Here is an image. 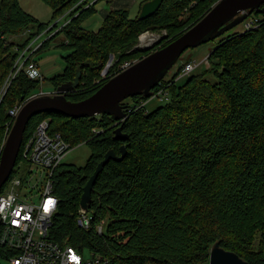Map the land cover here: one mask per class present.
<instances>
[{"label":"trees","instance_id":"16d2710c","mask_svg":"<svg viewBox=\"0 0 264 264\" xmlns=\"http://www.w3.org/2000/svg\"><path fill=\"white\" fill-rule=\"evenodd\" d=\"M40 1L51 10L48 23L26 13L18 0H0V90L20 52L47 29L49 35L55 32L58 25L52 23L71 10L67 25L38 50L63 34L65 67L48 82L55 91L71 84L65 97L79 102L116 76L122 64L137 62L177 39L219 0H162L151 17L139 20L146 0L135 18L127 9L109 11L95 32L83 27L97 13L95 4L87 7L90 0ZM251 17L259 19L256 28L221 38L207 56L206 72L216 83L197 74L178 85V67L154 88L168 92L169 100L152 112L145 110L146 99L134 97L125 104L127 118L119 123L107 115L73 119L54 112L29 120L17 170L28 167L22 147L43 120L71 149L86 144L91 150L85 166L61 163L53 173L58 203L49 239L108 264H203L214 243L249 264H264V15ZM146 32L161 38L140 48L139 38ZM20 36L22 43L14 40ZM43 82L21 69L10 84L0 102V153L11 123L8 111L39 93ZM118 127L126 139H115ZM121 146L124 158L110 160L96 179L89 207L93 219L82 230L76 217L83 188L105 153L113 150L120 156ZM16 175L13 170L10 180ZM105 219L108 226L100 235L96 225ZM14 255L0 245L1 259Z\"/></svg>","mask_w":264,"mask_h":264},{"label":"built area","instance_id":"2783aa9c","mask_svg":"<svg viewBox=\"0 0 264 264\" xmlns=\"http://www.w3.org/2000/svg\"><path fill=\"white\" fill-rule=\"evenodd\" d=\"M81 3L83 1L76 4L75 8ZM90 5L88 4L87 7ZM70 13L71 10L61 18L62 20L53 24L58 25V29L55 32L67 25L70 21V19H67ZM258 24V18H247L242 23L243 30L256 28ZM48 31L49 29L20 52L12 71L0 90V102L21 69L25 70L30 79L43 80L37 62L32 59V55L38 49V46L33 48V45L36 40L46 36ZM55 32L48 34L47 38ZM146 34L148 32L140 36L138 47L149 48L151 39ZM143 36L145 37V42H142ZM134 63L136 62L122 64L119 68V73L131 67ZM200 64H205L208 67L207 57ZM200 64L195 62L180 64L178 67H181V72L177 79L189 75ZM54 94H56L54 89L51 92H43L41 90L8 111L11 123L7 126V134L2 148L24 104L34 98ZM151 98L164 99L166 102L169 100V93L159 89L156 92H152ZM70 150V145L63 140L59 133H51L48 120L39 122L33 134L24 143L21 155L22 161L27 163L28 166L27 174L23 178L18 176V174L11 180L9 178L0 192V245L15 253L13 257L7 260L10 264H108L106 259L94 254H90L89 258H84L73 247L69 245L62 246L49 239V229L58 203L53 195V173ZM18 188L24 189L22 198L18 196ZM35 198H38L39 201L31 202ZM92 219V213L89 209L84 212L79 208L76 217L79 228L88 230ZM104 224L105 220H102L96 225V232L100 235L103 234ZM203 264H209V260Z\"/></svg>","mask_w":264,"mask_h":264},{"label":"water","instance_id":"95a60500","mask_svg":"<svg viewBox=\"0 0 264 264\" xmlns=\"http://www.w3.org/2000/svg\"><path fill=\"white\" fill-rule=\"evenodd\" d=\"M162 0H150L140 9L138 19L151 17L161 6ZM253 13L264 15V0H219L193 27L166 46L150 53L131 67L109 79L89 98L71 102L65 94L72 91L71 84H63L56 94L27 101L16 117L0 153V192L16 166L23 136L29 120L46 112L59 113L69 118H92L100 115L112 117L117 123L127 118L128 105L124 102L134 97L150 99L152 92L188 49L197 48L220 38L243 23ZM22 101H24L22 99ZM115 139L124 140L121 128L114 130ZM120 156L113 150L105 153L93 175L83 188L79 208L86 212L91 204V193L104 166L110 160L121 161L126 149L120 147ZM209 264H249L237 254L222 249L218 243L210 248Z\"/></svg>","mask_w":264,"mask_h":264},{"label":"rangeland","instance_id":"374dc122","mask_svg":"<svg viewBox=\"0 0 264 264\" xmlns=\"http://www.w3.org/2000/svg\"><path fill=\"white\" fill-rule=\"evenodd\" d=\"M90 1H96V0H90ZM103 1H106V0L99 1L96 4L95 8L97 10V13L91 18H89L88 20L84 21L83 27L85 29L95 32L101 27L103 19L99 15V11L102 7H106V2L102 3ZM108 1H112V0H108ZM18 2L21 8L26 13L32 15L40 23H48L51 21V10L42 1L40 0H18ZM136 16H137V8L131 10L130 12V18H135ZM61 18L58 19L57 21L62 20ZM53 24L54 22L52 23V25ZM242 28H243V25L241 23L240 25L230 30L229 32L225 33L224 35H222V37L216 40L205 43L197 48H191V49L186 50L180 56L178 62L172 67V69L168 72V74L166 75L164 79L168 81L173 76V74L176 73L177 67L182 63H187V62H195L197 64L202 63L203 59L206 58L209 55V53H211V51L217 46V43L221 38H225L233 33L240 32ZM34 30L35 29H31L32 32ZM146 35L149 39H151L150 41L151 43L149 44V47H151L161 38L160 36H156V35L149 34V33ZM47 37L48 35L36 40V42L33 45V48H36L37 46L39 48V46L47 39ZM22 39L23 38L20 36V37L15 38L14 40L18 43H22L23 42ZM144 39L142 38V41H144ZM64 42H65V38L63 34H59L49 41V45L46 49L44 50L37 49L38 51L36 50L35 53L32 55V58L36 59L39 62V68L41 70V75L43 76V79H44V82L41 84V90L43 92H49L50 90L53 91V87L50 86L48 79L56 75H60L64 70L65 63H64L63 58L68 54L67 51H64L62 48H60V45H62ZM206 69H207V66L205 64H200L189 75L177 79V84L181 85L185 83L191 75H197V74H204V78L207 81H209L210 83H216L217 82L216 77L212 73L206 72ZM125 103L131 104V99H127ZM164 103H165L164 99L162 100H159L157 98L147 99L144 105L145 110L147 112H152L155 109L163 106ZM90 155H91L90 147L86 144H82V145H79L71 149L68 152V154L64 157V159L62 160V163L67 164V165H74L76 167H83L85 166ZM14 172H16L18 176L23 178L27 174V167L20 166L18 170L14 168ZM18 189H19L18 196L22 198L24 189L22 188H18ZM38 201H39L38 198L31 200V202H38ZM107 226H108V220L105 219V224L103 226L104 234L106 232ZM82 256L84 258H89L90 253L86 251L83 253ZM0 264H10V263L7 260L0 258Z\"/></svg>","mask_w":264,"mask_h":264},{"label":"crops","instance_id":"0c3cea01","mask_svg":"<svg viewBox=\"0 0 264 264\" xmlns=\"http://www.w3.org/2000/svg\"><path fill=\"white\" fill-rule=\"evenodd\" d=\"M144 1H146V0H112V1L106 0V1H103L102 2V3H105L106 2V7H102L100 9L99 15L101 16L102 19H104L107 16V14H108L109 11H115V10H119V9H127L128 11L131 12V10L136 9V8H137V15H138L140 5ZM98 2L99 1H89V4H91V5L92 4H95V6H96V4ZM32 59L34 61H36L37 64H38V66H39V62L36 59H34V58H32ZM40 72H41V70H40Z\"/></svg>","mask_w":264,"mask_h":264},{"label":"bare ground","instance_id":"6f19581e","mask_svg":"<svg viewBox=\"0 0 264 264\" xmlns=\"http://www.w3.org/2000/svg\"><path fill=\"white\" fill-rule=\"evenodd\" d=\"M144 39V36L142 37ZM146 40L142 41V42H145Z\"/></svg>","mask_w":264,"mask_h":264},{"label":"flooded vegetation","instance_id":"af4514ba","mask_svg":"<svg viewBox=\"0 0 264 264\" xmlns=\"http://www.w3.org/2000/svg\"><path fill=\"white\" fill-rule=\"evenodd\" d=\"M124 104H126V103L124 102Z\"/></svg>","mask_w":264,"mask_h":264}]
</instances>
